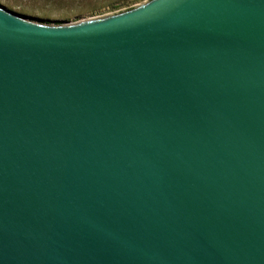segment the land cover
<instances>
[{
	"label": "water",
	"instance_id": "95a60500",
	"mask_svg": "<svg viewBox=\"0 0 264 264\" xmlns=\"http://www.w3.org/2000/svg\"><path fill=\"white\" fill-rule=\"evenodd\" d=\"M0 264H264V0L0 6Z\"/></svg>",
	"mask_w": 264,
	"mask_h": 264
},
{
	"label": "rangeland",
	"instance_id": "374dc122",
	"mask_svg": "<svg viewBox=\"0 0 264 264\" xmlns=\"http://www.w3.org/2000/svg\"><path fill=\"white\" fill-rule=\"evenodd\" d=\"M150 0H0V6L31 22L68 25L102 18Z\"/></svg>",
	"mask_w": 264,
	"mask_h": 264
}]
</instances>
